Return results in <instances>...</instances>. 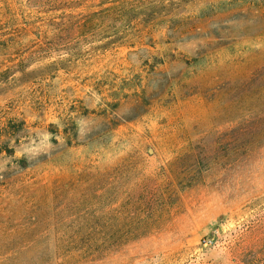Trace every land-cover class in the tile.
I'll return each mask as SVG.
<instances>
[{"label":"rangeland","instance_id":"rangeland-1","mask_svg":"<svg viewBox=\"0 0 264 264\" xmlns=\"http://www.w3.org/2000/svg\"><path fill=\"white\" fill-rule=\"evenodd\" d=\"M169 1L116 42L107 24L21 60L0 39V264H247L264 247V0ZM36 10L0 0V22Z\"/></svg>","mask_w":264,"mask_h":264},{"label":"trees","instance_id":"trees-1","mask_svg":"<svg viewBox=\"0 0 264 264\" xmlns=\"http://www.w3.org/2000/svg\"><path fill=\"white\" fill-rule=\"evenodd\" d=\"M192 0H181V2ZM171 3L169 0H29L33 4L36 12H41L43 16L37 21L10 22L6 20L0 22L7 26H14L9 31L0 33L3 45H11L5 48L7 55L17 54L21 60L24 56L39 54L43 51L55 52L57 47L67 46L66 42H58L67 38L83 39L92 37L103 25L113 24L120 26L118 32H112L109 36L110 42H116L128 36L136 26H145V12L152 10L155 6H162ZM74 12V13H73ZM49 20L53 26L55 38L47 40L46 32L30 29L36 22ZM155 19V18H153ZM94 29V30H91ZM35 36V39H31ZM74 54L73 50H68ZM264 242V235L262 238ZM246 250H240L244 255ZM250 253L247 264H264V247L261 250L248 251Z\"/></svg>","mask_w":264,"mask_h":264}]
</instances>
